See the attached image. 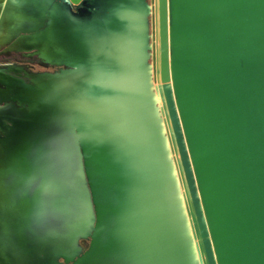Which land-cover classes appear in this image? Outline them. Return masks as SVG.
<instances>
[{"label": "water", "instance_id": "1", "mask_svg": "<svg viewBox=\"0 0 264 264\" xmlns=\"http://www.w3.org/2000/svg\"><path fill=\"white\" fill-rule=\"evenodd\" d=\"M154 5L0 0V264H264V0Z\"/></svg>", "mask_w": 264, "mask_h": 264}, {"label": "bare ground", "instance_id": "2", "mask_svg": "<svg viewBox=\"0 0 264 264\" xmlns=\"http://www.w3.org/2000/svg\"><path fill=\"white\" fill-rule=\"evenodd\" d=\"M154 14H155V20H156V30L158 27L157 21H158V9H157V2L158 0H154ZM5 8V7H4ZM6 10H2L0 14V50L1 51H9L12 49H18V46L15 45V43H11V39L15 38V34L13 31H11L12 26V20L11 16L7 15ZM6 14V15H5ZM156 47V45H155ZM156 59H157V65H158V56H157V49H156ZM156 82L155 85H157L160 82L158 72H156ZM7 75L3 70H0V81H6ZM165 119V118H164ZM167 126V125H166ZM174 156L175 153H174ZM178 158V156H177ZM176 158V159H177ZM178 162V159L176 160Z\"/></svg>", "mask_w": 264, "mask_h": 264}, {"label": "flooded vegetation", "instance_id": "3", "mask_svg": "<svg viewBox=\"0 0 264 264\" xmlns=\"http://www.w3.org/2000/svg\"><path fill=\"white\" fill-rule=\"evenodd\" d=\"M30 60L31 59H27V60H22V59H18V60L4 59V60L0 61V65L4 66V65H7V64L18 63L17 61H20V64H21V63H27L28 61L30 62ZM33 60H35V59H33ZM22 65H28V64H22ZM29 70L32 71V72L38 73V72H44L46 70L53 71L55 69H45V68L39 67L37 64H34V65L30 64Z\"/></svg>", "mask_w": 264, "mask_h": 264}, {"label": "rangeland", "instance_id": "4", "mask_svg": "<svg viewBox=\"0 0 264 264\" xmlns=\"http://www.w3.org/2000/svg\"><path fill=\"white\" fill-rule=\"evenodd\" d=\"M4 57V56H3ZM4 59H10V60H18V59H22V60H27V59H25V58H22L20 55L18 56H12V57H10V56H5L4 58H0V61L1 60H4ZM29 63V61L27 62V63H21V64H28ZM36 64V63H35ZM29 65V64H28ZM5 67L6 66H2V65H0V70H3L4 71V69H5ZM5 72V71H4Z\"/></svg>", "mask_w": 264, "mask_h": 264}, {"label": "crops", "instance_id": "5", "mask_svg": "<svg viewBox=\"0 0 264 264\" xmlns=\"http://www.w3.org/2000/svg\"><path fill=\"white\" fill-rule=\"evenodd\" d=\"M12 41H14V40H12ZM17 55H18V54H15V53H14V54H11L10 57H12V56H17ZM3 56L5 57V55L0 54V58H4ZM18 56H19V55H18Z\"/></svg>", "mask_w": 264, "mask_h": 264}]
</instances>
